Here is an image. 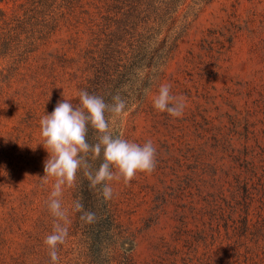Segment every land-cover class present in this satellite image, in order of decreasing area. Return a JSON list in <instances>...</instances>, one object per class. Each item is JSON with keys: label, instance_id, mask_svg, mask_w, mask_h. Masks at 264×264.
Wrapping results in <instances>:
<instances>
[{"label": "rangeland", "instance_id": "1", "mask_svg": "<svg viewBox=\"0 0 264 264\" xmlns=\"http://www.w3.org/2000/svg\"><path fill=\"white\" fill-rule=\"evenodd\" d=\"M19 4L0 6L11 16ZM88 13L61 15L34 50L0 51V264L50 260L55 181L42 179L49 154L40 120L58 101L79 104L86 73L71 60L89 43ZM162 84L184 98L181 117L154 108ZM121 135L156 148L153 172L109 182L122 247L137 264H264V0H215L191 18L164 76L124 115ZM74 186L60 197L68 235L56 264L84 253L73 232Z\"/></svg>", "mask_w": 264, "mask_h": 264}, {"label": "trees", "instance_id": "2", "mask_svg": "<svg viewBox=\"0 0 264 264\" xmlns=\"http://www.w3.org/2000/svg\"><path fill=\"white\" fill-rule=\"evenodd\" d=\"M213 1L0 0L20 3L19 11L11 16L0 6V22L7 25L0 29V51L8 56L17 50H34L39 41L56 31L61 15L74 16L78 10L88 13L87 7L93 8L88 13L89 43L81 48L78 59L71 61L79 63L86 73L82 90L102 97L108 104L116 95L125 101V111L112 122L114 135L122 138L124 115L145 101L164 76L191 18ZM97 135L89 125L87 142L96 143ZM86 159L93 170L103 162L102 155L94 160L89 154ZM101 192L102 186L90 187L82 169L77 173L73 201L94 213L95 220L87 223L81 220V212L73 210V232L84 249L75 264H137L133 254L122 247L125 231L112 207V198L105 201ZM248 222L249 215L243 219L244 229H249ZM48 264H52L50 260Z\"/></svg>", "mask_w": 264, "mask_h": 264}, {"label": "clouds", "instance_id": "3", "mask_svg": "<svg viewBox=\"0 0 264 264\" xmlns=\"http://www.w3.org/2000/svg\"><path fill=\"white\" fill-rule=\"evenodd\" d=\"M79 104L73 105L67 99L58 101L51 114H45L40 120L42 144L48 152L44 162L42 179L54 178L53 190L50 193L47 207L55 218L53 231L44 244L48 247L52 264L58 262L57 246L63 244L68 235V228L61 221H67V210L62 207L60 197L63 186L71 187L82 169L89 180L90 187L102 186L101 195L105 201L113 196L109 182L123 180L129 183L137 173L150 174L156 167V148L151 140L143 145L129 142L112 131L113 120L126 108L125 101L116 95L108 104L97 95L86 90L78 93ZM153 105L159 112H166L172 117H181L185 109L183 97L172 95L171 86L162 84L153 99ZM110 113L111 116H106ZM98 134L97 142L90 144L86 140L88 126ZM103 162L95 170L87 161L88 155ZM76 212H81V220L94 222L95 214L84 211L83 204L76 201L73 205Z\"/></svg>", "mask_w": 264, "mask_h": 264}]
</instances>
